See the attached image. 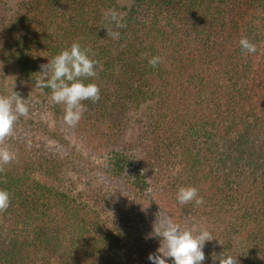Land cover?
<instances>
[{"label": "trees", "instance_id": "1", "mask_svg": "<svg viewBox=\"0 0 264 264\" xmlns=\"http://www.w3.org/2000/svg\"><path fill=\"white\" fill-rule=\"evenodd\" d=\"M12 5L0 0V95L19 93L29 112L48 105L52 90L35 87L46 82L41 66L73 42L90 48L99 63L85 83L99 86L100 99L81 102L75 128L111 156L112 173L127 179L134 197L94 185L68 157L38 153L34 139H24L0 171V189L10 194L0 212V264H152L161 242L146 236L156 217L145 220L136 207L148 197L162 214L171 208L174 222L212 234L202 264H212L213 251L264 264V0ZM242 37L255 53L242 50ZM154 56L161 57L156 67ZM146 102L154 109L126 136L132 108ZM51 108L64 116L59 104ZM139 148L150 151L144 162ZM66 178L77 196L59 189ZM187 186L202 204L179 203L178 189ZM197 206L202 216L192 226L185 219Z\"/></svg>", "mask_w": 264, "mask_h": 264}, {"label": "clouds", "instance_id": "2", "mask_svg": "<svg viewBox=\"0 0 264 264\" xmlns=\"http://www.w3.org/2000/svg\"><path fill=\"white\" fill-rule=\"evenodd\" d=\"M112 18H116V13H111ZM123 26V25H118ZM107 35L118 38V33L108 29ZM242 50L246 53H255L257 46L247 37H242L239 41ZM91 49H82L78 42H73L70 49L62 50L49 60L47 64L41 66L45 79H37L35 87L50 88L51 101L64 105V121L69 126H76L80 121L84 107L82 101L91 100L98 102L100 99V89L95 82L85 83L89 77H95L96 65L99 63L90 59ZM43 56V55H42ZM161 62V57L154 56L149 60L152 67H156ZM29 108L19 93L15 92L11 96L0 95V145H2L12 130L15 121L20 116H27ZM15 159V154L5 147H0V171L2 165L8 164ZM177 200L181 205L195 201L196 205L202 204L203 198L199 197L198 189L192 186L179 187ZM10 205V194L7 190L0 189V212L6 211ZM157 213V219L153 222V231L146 238H160L161 246L156 253H150L148 259L152 264H202L205 261L204 247L206 242L213 240L212 234L203 226L198 230L187 228L173 221L170 215ZM218 240V239H217ZM219 244L224 245L221 240ZM236 243H233V247ZM212 264H239L238 257H234L229 252L223 251L217 254L212 252Z\"/></svg>", "mask_w": 264, "mask_h": 264}, {"label": "rangeland", "instance_id": "3", "mask_svg": "<svg viewBox=\"0 0 264 264\" xmlns=\"http://www.w3.org/2000/svg\"><path fill=\"white\" fill-rule=\"evenodd\" d=\"M9 1L11 6H13L12 4L15 3V0ZM54 104L57 103L52 102L51 99H49V106L41 101L34 111L28 112L27 117L23 118L24 122L21 120V116L18 117L13 125L11 134L6 137L0 147L6 146L10 152L15 150L17 154L19 152L17 143L24 139L33 138L34 141L30 146L38 153L50 154V156H56V158L64 159V161L68 157V162L72 167L83 169L85 176L95 177L94 185L97 184L100 187L115 190L121 194H129L134 197L130 191V185L127 179L112 173L110 169L111 156L101 152L96 141L95 143L88 141L81 130H76L75 126L72 127L66 124L64 116L53 112L51 107ZM152 105V103L146 102L144 104L142 103L137 109L132 108L129 114L131 116L129 122L123 124V130H128V132H125L126 136L138 125L139 119H147L151 110L154 109ZM59 106L64 108L63 104H59ZM149 152H146L144 148H139L137 151L138 156L142 157L143 162L146 161L145 157H147ZM143 165L141 164V166ZM33 176H37L40 180L46 181L49 184L54 183L52 179L46 177V174L36 173ZM173 180L177 188L180 179H178V176H173ZM63 181L64 184H60L59 189L70 192L72 196H77L78 191L75 187L69 186L68 179ZM151 199L152 197L147 198L148 205L147 203L143 204L142 201H140V203L142 202L141 204L137 202L136 205L138 212L144 216L145 220H151L152 217H156L157 219V213L161 211V209H154V205L152 206L150 204ZM151 206L154 208H151ZM202 211L203 208L197 206L191 211V215L185 221L192 226H196L200 222L198 221V215L202 216ZM171 212L172 209L170 208L166 214L172 215ZM169 264H172L171 258H169Z\"/></svg>", "mask_w": 264, "mask_h": 264}]
</instances>
